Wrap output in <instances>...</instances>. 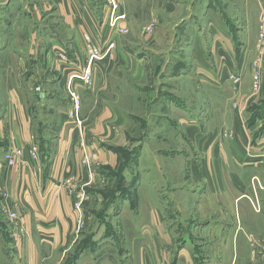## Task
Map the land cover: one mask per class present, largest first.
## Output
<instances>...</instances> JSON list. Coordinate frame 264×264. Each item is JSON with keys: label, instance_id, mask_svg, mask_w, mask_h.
Listing matches in <instances>:
<instances>
[{"label": "crops", "instance_id": "0c3cea01", "mask_svg": "<svg viewBox=\"0 0 264 264\" xmlns=\"http://www.w3.org/2000/svg\"><path fill=\"white\" fill-rule=\"evenodd\" d=\"M20 1H0V264H264V61L256 56L264 52V0H115L125 20L113 29L95 0H47L44 12L61 27L24 43L20 25L8 27ZM146 27L154 39L119 45L118 29L146 35ZM86 34L115 48L94 67L91 87L72 86L75 111L66 85L86 63ZM118 68L131 73L121 83ZM153 68L156 91L145 86ZM230 73L240 76L237 86ZM13 148L23 157L10 167L4 154ZM119 149L131 160L116 176L121 188L101 231L89 206L100 201L101 178L119 167ZM155 154L191 174L187 225L166 223L155 184L166 174L141 165ZM6 201L21 208L12 210L17 225Z\"/></svg>", "mask_w": 264, "mask_h": 264}, {"label": "rangeland", "instance_id": "374dc122", "mask_svg": "<svg viewBox=\"0 0 264 264\" xmlns=\"http://www.w3.org/2000/svg\"><path fill=\"white\" fill-rule=\"evenodd\" d=\"M45 1H47V0H24V2L21 0L18 5H15V9L19 13V19H17L15 17V19L12 20L13 18H10L8 27L14 26L16 29V27L18 25H20V32H18V37L21 39V43L26 42V40L28 39V35L31 32L36 31L38 38H40V35L44 34V32H45L44 30L46 27L48 28V30L51 33H53V31L56 30L59 26L61 27V22L58 20V18L56 16L54 17V14H53V16H52V14L49 16V15H47L46 12H44V11H46L45 5H44ZM95 1H96V5H94L95 11L98 12L99 8L104 7L103 10H105L106 14H108V17H110L111 9L107 4V0H95ZM30 2H32L34 4V7L31 4H29ZM116 5H117V10H118V3L117 2H116ZM36 11L40 15L39 18H41V19L36 20V17H37L36 13H35ZM121 21H123V20H121ZM136 22H137L138 26L143 25L142 21H136ZM11 23H14V24L11 25ZM108 25H109V20L107 19V27H108ZM141 26H140V29H141ZM21 29H22V31H21ZM138 30H139V28L135 29V31H137L139 33L140 30L139 31ZM146 30H147V27L144 31L147 32ZM137 32L136 33H130L129 32L128 34H126L127 33L126 29H121V30L118 29V31H116V34H118V36H116V37H117V41H119V45L121 44L122 46H133L136 43H141L142 41L147 42V41H150V40L155 38L154 34H151V32H149V31L146 33V35L149 33V38H147L146 35L137 34ZM16 33L17 32L15 30V34ZM85 37L88 38L89 41H90V38H91L92 42L94 40L92 38V36H89L88 34L84 35V39H85ZM156 38H158L157 35H156ZM84 39H83V42H84V45L86 46V50L88 51V47H90V45ZM98 39H100V37L96 38L97 44L101 45V44H99ZM114 48H115V46H114ZM140 53L141 52L132 53V56H134V58H135V56L140 55ZM113 56H114V53L112 54V57ZM256 56L259 57V60H260L259 64H261V62L264 61V52L263 51L256 52ZM255 61H256V59L254 60V63H255ZM253 65L254 64H252V67H253ZM26 66H27V64H26ZM118 67H120V66L118 65ZM28 70L29 69L27 68L26 72L21 75L22 78H24L26 75L29 74ZM42 71H43V69L41 70V72ZM156 72H157L156 68H153L150 76L148 77V80H147L148 83H145V86L147 87L146 89H148L150 91H156L158 89L159 80H157V73ZM114 74L117 77V81L120 83L124 82L126 77L131 76V73L128 71L127 68H118V71L115 70L113 75ZM31 86L33 87V85H31ZM32 87H29V88H32ZM122 95H124V94H122ZM85 100H86V102L92 104L91 103V96L90 97L86 96ZM32 114H34L37 117V119H40V117H39L40 112L35 107L32 108ZM121 121L123 122V121H125V119L121 118ZM224 136H226V134ZM154 150H155V148L151 149V151H154ZM119 151H120L119 167L116 169V172L115 171L107 172V173H113L109 177L101 178L100 187L98 188L100 196L97 197L98 200L100 199V201H97L96 203L89 206V210L92 209V212H93V215H92L93 226L95 228L96 225L97 226L100 225L101 231H104L105 223H109L108 211L110 209L109 203H110V199L112 197V194L114 191L115 192L117 190L120 191V188H121L120 187V185H121L120 180L116 176H118V174L121 173L120 170H123L124 167L128 166L127 163H129V161L131 160V153H128V150L119 149ZM155 157H156L155 158L156 161L151 160L149 157H145L143 159V163L141 165L143 166V168L153 166L156 169L155 171H159L160 173L166 174V177H164L165 179L162 180L158 177V179H156V181H155V184H156L158 190L160 189L162 192V194L160 195L159 198L162 200V211H163V216L166 217L165 218L166 223L168 226H172V228L174 227V225L176 227L179 222L182 223L181 225H183V224L187 225V223L190 221V217L194 216V213H195L194 212V200L195 199L192 196L190 197L189 194L187 193L190 186H193V185H191V180H190L191 174L189 172H187L186 165L180 161L179 162L170 161V160H167L165 157L159 156L156 154H155ZM85 169L88 173V177H89V174L93 175L92 168L90 167L88 159L86 160ZM109 171H112V170L109 169ZM106 181H108V183H105ZM200 187H202V184L200 185ZM168 194H171L172 196H169ZM164 195H166V197ZM131 198H133V197H131ZM150 198H151V196L149 197V199ZM7 201L5 204L3 203L4 204V207H3L4 212H6L7 208H9L11 205H14V202L10 204ZM78 203H80V202H78ZM78 203H76L77 209H79V207H80L78 205ZM113 210L114 209H112V212H117V211H113ZM112 214H114V213H112ZM113 216H115V215H113ZM110 218L112 219L114 217H110ZM183 227H182V229H184ZM10 247L13 248V245H11ZM73 247L68 248L69 250L66 252V254H69V255L73 254L74 250H75V249H73ZM57 253H59V252H57Z\"/></svg>", "mask_w": 264, "mask_h": 264}, {"label": "built area", "instance_id": "2783aa9c", "mask_svg": "<svg viewBox=\"0 0 264 264\" xmlns=\"http://www.w3.org/2000/svg\"><path fill=\"white\" fill-rule=\"evenodd\" d=\"M107 4L111 9L110 17H108V20H109L108 28L113 29L117 25L118 21L125 19V15L116 14L117 5H116L115 0H107ZM258 38H259L258 40H259L260 47L264 50V22L262 23L260 27ZM84 40L90 45L87 51L86 63L82 67H74L70 70L71 73L69 75L67 85H66V89L71 98L75 111H77L79 101L75 93L71 91L72 86L78 83L80 86H83V87H87V88L91 87L93 84L94 67L102 63L106 58H108L115 46L114 42L110 40L106 41V43L103 45L102 44L98 45L97 43L92 42L91 38H90V41L86 37ZM54 54L57 58H59L60 61H62V63H66L68 61L64 53L58 51V52H54ZM255 75L256 77L254 79V84H253L254 88H256L258 85L257 79L259 77L257 72ZM227 79L236 86L240 82V76L235 73L228 74ZM76 124L77 126H80L81 122L76 120ZM29 155H30V159L32 163H38L39 151L36 146L31 147L29 151ZM22 157H23V151L21 149H18V148L9 149L4 154V162L6 163L7 166H10V167L17 166L21 163ZM83 164L84 165L86 164V160L83 161ZM88 178L89 180L92 181L93 175L89 174ZM77 198H78V202H80L81 197L77 196ZM14 208H17L18 210L21 211V208L18 205L14 204V205H11L9 208H7L6 214H8V217L11 220V222L14 223V225H17L18 222L16 221L18 218H16L15 214H13L12 212Z\"/></svg>", "mask_w": 264, "mask_h": 264}]
</instances>
